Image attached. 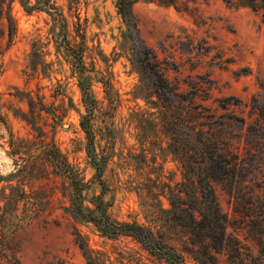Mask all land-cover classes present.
<instances>
[{"label": "rangeland", "instance_id": "374dc122", "mask_svg": "<svg viewBox=\"0 0 264 264\" xmlns=\"http://www.w3.org/2000/svg\"><path fill=\"white\" fill-rule=\"evenodd\" d=\"M6 4L5 0L0 16V233L19 264H85L89 254L95 264H167L132 237L108 238L73 215L74 188L59 173L58 156L84 185V209L92 210L99 197L111 220L137 223L159 234L182 254L185 264H199L185 250L190 246L184 231L171 222L160 225L171 217L168 187L173 190L183 182L182 168L167 146L170 139L161 125V109L143 99L145 88L131 68L129 51L121 47L125 26L116 0H13L11 40ZM191 7L193 11L184 12L137 2L131 12L143 42L160 60L167 58L177 66L176 72L165 73L170 81H178L186 91L184 82H199V90L207 91H199V103L217 114L233 110L236 117L252 121L248 103L264 83L260 13L241 0H195ZM188 39L200 46L206 41L213 49L179 53L176 42ZM66 43L71 49L81 43L85 48L83 75L92 109L83 102L76 61ZM217 52L232 62L216 65L210 59ZM226 97L241 104L221 111L217 100ZM85 116L93 136L91 155L105 162L101 184L94 178L79 125ZM239 129L240 124L232 122L227 130L236 135L235 146ZM213 189L220 210L232 221L236 216L227 195L219 185ZM235 231L256 254L254 242L243 240L245 231ZM217 257L216 264H230L224 256Z\"/></svg>", "mask_w": 264, "mask_h": 264}, {"label": "trees", "instance_id": "16d2710c", "mask_svg": "<svg viewBox=\"0 0 264 264\" xmlns=\"http://www.w3.org/2000/svg\"><path fill=\"white\" fill-rule=\"evenodd\" d=\"M0 0V16L3 15ZM7 36L13 37V27L9 16L13 0H6ZM244 5L260 13V21L264 27V0H241ZM137 2L155 3L163 7L191 12L195 0H116V9L125 26L122 35V48L129 51V63L139 77V84L145 88L143 99L154 109H161V125L169 133L168 148L182 168L183 182L173 190L168 187V211L171 217L161 220V227L171 222L187 235L190 249L187 253L199 264H216L217 256H224L230 264H263L264 263V83L260 84L261 93L253 95L248 103V118L236 117L234 111L229 114H217L202 105L199 98V82L189 80L184 82L188 91L181 89L178 81H170L165 73L168 70L177 71L172 60H160L155 50L148 47L139 36L136 20L131 7ZM59 21L63 22L58 14ZM64 24L62 23V26ZM64 38L66 36L64 35ZM65 40V39H64ZM180 47L179 53L190 55L192 52L208 49L206 41L202 46L193 44L192 40L176 42ZM67 50L76 61L78 72V87L83 96V102L90 109L93 101L90 98L89 82L83 75L85 68L82 62L84 46L71 49L66 43ZM161 53L166 52L164 45L159 46ZM189 60V58H188ZM218 66L232 62L220 52L211 59ZM190 78V76H188ZM109 91V83H104ZM207 91L204 92V95ZM203 101V97L200 99ZM218 109L227 112L230 107L237 108L241 102L234 97L217 100ZM247 106V105H245ZM88 117H82L79 125L87 141V154L91 166L95 170V179L99 180L104 169V158L98 161L91 155L93 136L87 127ZM232 122L240 124V133L236 146L233 143L235 134L227 131ZM242 144L241 152L239 146ZM59 157V173L67 177L74 188L72 214L87 220L108 238L119 236L132 237L157 259L167 264H185L183 256L174 247L164 242L159 234L137 223H119L109 218L107 206L99 197L93 202V209L82 207L81 185L76 180L75 171ZM101 184V181L99 180ZM213 185H219L227 195L231 211L236 218L229 220L216 201ZM85 212V213H84ZM237 225V227H235ZM228 228H234L231 232ZM236 229L245 231L244 242L249 238L257 247L254 254L249 246L242 243L236 235ZM83 255H86L83 245H79ZM85 264H95L93 258L85 256ZM0 264H19L13 249L5 236L0 233Z\"/></svg>", "mask_w": 264, "mask_h": 264}]
</instances>
